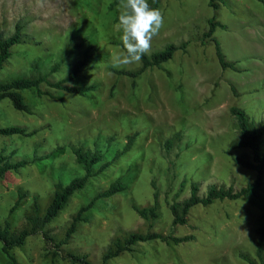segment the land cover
<instances>
[{
    "label": "rangeland",
    "instance_id": "1",
    "mask_svg": "<svg viewBox=\"0 0 264 264\" xmlns=\"http://www.w3.org/2000/svg\"><path fill=\"white\" fill-rule=\"evenodd\" d=\"M111 2L0 0V35L9 36L18 23L20 32L33 40L10 49L0 81L48 74L58 62L48 80L62 79L81 64L65 85L94 86L84 96L49 90L51 97L36 98L22 92L28 113L0 101V127L37 130L32 137L0 136V150L11 162H27L0 179V222L6 219L11 228L18 227L33 197L42 210L56 183L66 185L81 175L70 148L99 151L107 162L133 137L128 150L88 179L45 225V230L60 235L70 216L109 183L119 179L126 185L124 191L94 202L85 214L87 222L77 226L55 264H67L64 250L84 255L89 264H101L112 241L144 233L146 226L133 207L151 204L154 192L158 216L150 232L191 239L179 244L137 243L106 264H247L238 255L254 257V230L262 223L264 209V176L256 197L196 205L181 226H171L168 205L188 197L190 182L202 196L209 187L236 191L254 178L253 170L233 161L242 156L250 162V153L234 147L238 133L228 109L244 110L254 124L264 122V8L257 0H222L216 10L207 6V0H147L163 13L164 26L145 55L166 44L185 47L167 62L146 69L131 86L128 78L110 71L116 69L111 67L113 57L123 50L114 28L118 9L110 8ZM212 17L221 28L211 39L235 71L221 70L213 42L201 39L205 21ZM85 53L94 60L84 62ZM261 149L264 155V137ZM17 191L25 197L8 215ZM47 252L50 249L38 234L11 251L18 264H47ZM261 258L264 264V240ZM0 264H10L1 252Z\"/></svg>",
    "mask_w": 264,
    "mask_h": 264
},
{
    "label": "trees",
    "instance_id": "2",
    "mask_svg": "<svg viewBox=\"0 0 264 264\" xmlns=\"http://www.w3.org/2000/svg\"><path fill=\"white\" fill-rule=\"evenodd\" d=\"M222 0H207V6L213 10L217 9L218 3ZM264 8V0H257ZM119 0H112L110 8L118 5ZM206 30L201 34V39L210 40L216 28H221V25L214 21V18H209L205 21ZM214 45V52L217 63L221 70L235 71L233 63L224 60V57L215 40L211 39ZM30 44L33 40L20 32V25L16 23L13 27V32L6 37L0 35V70L3 64L10 56V49L20 44ZM185 44L175 46L166 44L162 49L152 52L149 55H144L139 62V66L134 70H119L110 69L116 75L124 76L129 79L130 85H134L135 79L146 69L158 67L160 64L167 62L173 56L176 50H184ZM93 56L84 54V62H91ZM58 62L48 70V74L36 75L35 77H15L7 81H0V101L6 100L10 106L18 112L28 113V108L21 96L22 92H29L36 98L51 97L49 90L62 91L77 96H84L94 90L93 85L66 86L65 83L72 81L76 74L80 71L81 64H76L64 78L50 81L48 75L54 73L58 68ZM36 67H34L35 69ZM229 115L234 119L235 127L238 133V140L234 143L235 148L245 149L250 153V162L244 157L233 158V161L244 168H250L254 172L252 181L246 183L243 187L236 191L231 189L209 187L202 196L197 194V185L194 182L188 184V197L179 202H172L168 205V211L171 217V226H181L186 223V215L191 207L196 205L206 207L213 204L215 201H235L256 197L263 183L264 176V155L262 153V144L264 137V122L254 124L249 121L244 110L237 107L228 109ZM37 133V130L27 131L18 126L0 127V136H22L32 137ZM133 137L127 139L126 144L119 150L113 153L110 161L105 162L103 153L99 151L81 150L80 148H70L74 162L80 167L81 175L72 178L66 185L56 183L51 194L50 200L44 209H40L36 199L32 198V206L25 211L22 216V223L11 228L7 220L0 222V252L5 256L10 264H18L12 255L11 251L23 245L24 241L35 234L41 237L45 247L50 249L46 253L48 257L47 264H55L62 246H66L76 231L80 223H85L88 217L85 215L98 199L108 198L114 194L122 192L126 189V185L119 179H115L109 183L107 188L100 193L95 194L84 206L79 207L76 212L70 216L66 223L63 232L60 235L51 234L45 230L52 219L58 216L64 208L69 198L76 192L82 190L88 179L103 171L112 161L118 159L125 153L132 143ZM168 147V141L165 143ZM45 157H48L45 156ZM39 158L38 160H41ZM27 164L26 160L11 162L9 156L4 155L0 150V179L5 173L17 172L20 168ZM181 186L183 183L180 184ZM25 194L17 191L15 201L8 210V215L18 206L20 201L24 199ZM135 214L144 222L146 231L144 233L136 232L123 235L122 238H117L111 242L109 247L101 255V264H106L109 260L118 257L123 252L131 251V247L137 243H146L150 241H160L163 243L171 242L179 244L187 242L191 239L190 236L174 237L170 234L161 235L159 233L150 232L153 221L158 216L157 194H152L151 204L143 207H133ZM264 240V209L262 212V223L254 230V257L246 253H239V258L247 264H262L261 250ZM62 258L67 264H89L84 255L77 254L71 250H64Z\"/></svg>",
    "mask_w": 264,
    "mask_h": 264
},
{
    "label": "clouds",
    "instance_id": "3",
    "mask_svg": "<svg viewBox=\"0 0 264 264\" xmlns=\"http://www.w3.org/2000/svg\"><path fill=\"white\" fill-rule=\"evenodd\" d=\"M118 22L123 50L113 57L112 68L120 69L139 63L151 51L152 41L164 26L163 13L150 7L147 0H119Z\"/></svg>",
    "mask_w": 264,
    "mask_h": 264
}]
</instances>
